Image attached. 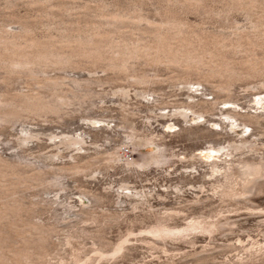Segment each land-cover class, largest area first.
<instances>
[{
  "label": "rangeland",
  "instance_id": "374dc122",
  "mask_svg": "<svg viewBox=\"0 0 264 264\" xmlns=\"http://www.w3.org/2000/svg\"><path fill=\"white\" fill-rule=\"evenodd\" d=\"M263 19L264 0H0V36L13 32L25 50L32 36L98 55L21 72L0 62V97L39 93L56 105L0 124V207L8 206L0 209V264H264V179L249 200L237 198L242 161L264 160V39H244ZM155 25L169 27L173 46L181 37L196 51L206 46L205 65L188 70L158 62L155 49L134 53L158 40ZM210 57L258 69L227 90L215 87L218 77L187 84L182 73L197 81ZM145 75L152 80L141 82ZM131 133L135 142L154 136L166 161L140 165L158 147L131 144ZM243 138L252 146L206 151ZM219 222L213 233L200 229ZM157 223L200 226L167 238L148 232ZM11 248L19 255L8 257Z\"/></svg>",
  "mask_w": 264,
  "mask_h": 264
},
{
  "label": "bare ground",
  "instance_id": "6f19581e",
  "mask_svg": "<svg viewBox=\"0 0 264 264\" xmlns=\"http://www.w3.org/2000/svg\"><path fill=\"white\" fill-rule=\"evenodd\" d=\"M261 25H262V22L255 23L254 25H252L255 31H249V32H246V34L244 33L245 34L244 35L245 36L244 39L247 38V40H250L251 37L253 36V34H255V32L256 33H262L263 38H262V36H261V38L264 39V29H263L264 25H263V28H261ZM155 26H156V28H154L155 32L157 31V36L156 37H158L156 39H158V40L153 45H150V46H148V45H142V46L140 45V46H135V47L133 46L132 49L134 50V53L138 54V53H140V51H142V52L146 51V53L149 54L150 53L149 50L155 49V51H153L155 53L154 58L158 62L160 61V62H163V63L165 62V63H169V64L170 63H175V64L179 63L180 66L183 65L184 63H186L185 65H186V68L187 67L189 68L188 70H190L192 67L193 68L194 67L195 68L196 67L197 68H201V67H199L197 65L198 62H201V64H202L201 66L205 65L206 61H204V60L207 58V53L209 51L208 48H206V46H203L202 48L200 47L201 49H199L198 51H196L194 49L195 47L194 48H190L189 47L190 42L187 39L189 37H187V38L186 37H181L180 38V44H178V45L176 44V46H173L174 43L170 41V38H172L171 37L172 35L169 36V33H167V31L169 30L168 29L169 27L168 28L166 27L167 28V31H166V28H164L161 25H158V26L155 25ZM21 29H22V27H21ZM168 32H170V31H168ZM176 32L178 34L180 33V31H176ZM150 33H152V32H150ZM240 33H242V32H240ZM240 33L238 35V36H240L239 38H241V36H242ZM12 34H13V32H12ZM12 34H11L10 31L4 30L2 32V35L0 36V43L4 44L3 47L7 51V52L1 54L0 62L5 63V65L7 66V68L9 69L10 72H12V71H14V72L15 71H17V72L20 71L21 72L22 70L33 71L34 67L36 66V64H40V63H44V64H54V63L62 64L63 63V65H64V63H67V64L68 63H73V61H75V60H73L72 58L75 57V56H78V55H80V56L81 55H88L89 57H93V59L97 58V56H98L97 54H95L96 52H93L95 49L94 50H90V48H86L84 46L82 47V44H81L80 48H78L76 50L75 49L74 50L70 49L71 51H65L63 49H61V50L58 49L57 50L56 48H58V47L54 48L55 46L53 47V43L52 42L36 40V39L32 38V36H30L27 39V41H29V46L32 47V49L25 50L24 47L22 48L21 43L16 39L17 36L16 35H12ZM256 37H257V35H256ZM256 37L253 36V38H256ZM257 38H259V40H260V37H257ZM76 40H78V39H76ZM93 42H96V41L93 40ZM93 42H92V44H93ZM77 43H80V42H77ZM96 43H98V41ZM239 43L241 45V42H239ZM150 54H152V52ZM209 54H210V52H209ZM210 59H211L210 60L211 63L210 62L207 63V65H208L207 68H205V69L202 68L203 71L201 70L202 72L200 73V75L198 77V80L195 81V82L193 81V79L191 77H189L191 75L183 74L182 72H184V71H182L181 73L183 75V78L186 79L185 82L187 84H192V83L194 84V83H198V82H210L211 78L218 77L219 79L222 80L221 81L222 83H219L218 85H215V87L217 86L218 90H219V88H220V90L221 89L227 90V88H228L227 85L228 84L225 85V83H228V81L230 82V80L233 81L232 79H236V78L238 79L239 77H243L245 75L252 76L250 74H252L254 72V70L258 69V68H256L257 66L255 67V64L252 63V61H251V63L246 64L245 68H243V70H242L241 68L239 69V67L236 66V65H229V64L225 63L224 61H220L218 59H213V57H210ZM263 61H264V58H263ZM110 65H112V67H114V66L116 67V64L114 62H112ZM124 65H126V64H124ZM191 71H190V73H191ZM187 72L189 73V71H187ZM181 76H179V77H181ZM148 77L145 75V76H142L139 80L141 82L142 81L145 82V81H148L149 79H151V78H148ZM136 79L138 81V78H136ZM226 86H227V88H226ZM65 97H67V96H61V99L64 100V103H67L66 100L68 98L66 99ZM55 106L56 105L53 104L52 101L50 102L49 100H46L43 96L39 95V93L38 94L37 93L36 94H25L24 100H20V101H16V100L6 99V98H3V97H0V124H2L4 122L5 123L9 122L11 120L18 119L22 115V113L24 111H27V112H30V113L32 112V113L40 114L41 112L45 113V112L51 110L52 108H56ZM181 114L185 118L188 117V113L185 112V111H183ZM233 115H235V114L232 113L231 116H233ZM236 115H235V117H236ZM249 115H251V114L249 113ZM249 115L248 114H243L242 115V118H243L244 122L252 123L254 121V118L252 116H249ZM231 116H230V118H231ZM254 123H256V122H254ZM246 126L247 125L245 124V127ZM55 136H58V135H55ZM136 136L137 135L134 134V133H131L129 135L130 140L133 141V142H131V144L136 143L137 145H142V144L154 143L158 147V150L156 151V153L150 155L149 158H146V159H143V160L139 161L140 165H148V164L151 165V163L152 164H161V163H164L166 161V157L162 153V148L160 147V144L156 143V141L154 142V140H155L153 138L154 136L153 137L150 136V137H147V138L144 137L145 139H143V140L141 139L140 141L135 142L134 139L136 138ZM64 140L66 142H68V143H78V142H80L77 138H74V137H66ZM251 143H253V142H250L248 139L243 138V139H240L239 142H229L228 145L223 146L221 148H217V149L208 148V150H206V151H207V153H211V154H214L216 156L229 155L230 154L229 153L230 149H232L234 151V150L243 149L244 147H251L252 146ZM127 144H129V143H127ZM108 160L112 161V160H114V158L113 157H110V158L108 157ZM1 161H2V159H1ZM93 161H94V159H93ZM4 162L7 165V166H4L5 168H7V167L14 168L15 166H17V164H15V163H10V162H7V161H4ZM88 162H90V161H87V163ZM127 163H129V161H127ZM2 164H4V163H2ZM88 164H90V163H88ZM80 168H81V164L80 165L75 164V165H72V166L68 167L69 170H73V171H77ZM211 168H212L213 172H216V171H218L220 166H218L216 162H212L211 163ZM242 168L244 169L243 183H242V192L237 194L238 195L237 198L243 196V197H245L246 200H249L250 195L255 194V192L258 193V191L260 192L262 190L261 188H259V182L262 179H264V160H263V158H261L257 162H254V161L249 162L248 160H243L242 161V165H241V169ZM92 197H93V195H92ZM95 199H96V196H94V200ZM242 200H243V198H242ZM1 207H0V209H2ZM4 208L7 209L8 206L6 205V206L3 207V209ZM1 214H2V212H1ZM226 222H228V221H226ZM222 225H223V223L221 224L220 222L219 223H213V224H209V225H206V226H202V227H200V229H202L203 232L213 233L212 231H215V229H220L218 227H221ZM199 226H196L194 224H188V225H186L184 227L177 228V227H170V226L165 225V224L157 223L154 226H152L148 230V232L153 234V235H156L158 237H167L168 238V237H171V236L183 235L185 232H187L189 230H193L195 228H198ZM208 233H206V234H208ZM25 239L28 240L27 238H25ZM29 241H30V239H29ZM29 241H28V243H31ZM26 246H28V244ZM26 246H24V247L27 248ZM31 247H32V245H31ZM121 247H122L121 244L117 245L115 247V252L119 251L121 249ZM20 248L22 249V251L25 249V248L23 249L22 247H20ZM11 249H13V248H11ZM17 250L13 249L11 254L7 252L9 254V256L8 255L7 256L10 257V255H13L12 253H14V255L11 256V258L16 256L17 253H18ZM20 250H18V251H20ZM101 250H100V252H101ZM28 251L29 250H27V252ZM3 253L4 252L1 253L0 258H2L1 256L3 255ZM27 254H23L21 252L20 256H22V255L24 256V255H27ZM31 254H33V253H31ZM4 257H5V255H4ZM20 258H19V260H20ZM24 258H25V256H24ZM17 260H16V262H18ZM26 261L28 262V260H26ZM13 262H15V260H13Z\"/></svg>",
  "mask_w": 264,
  "mask_h": 264
}]
</instances>
